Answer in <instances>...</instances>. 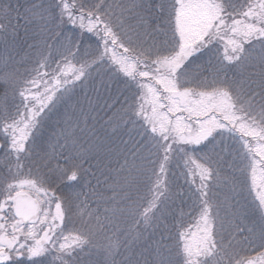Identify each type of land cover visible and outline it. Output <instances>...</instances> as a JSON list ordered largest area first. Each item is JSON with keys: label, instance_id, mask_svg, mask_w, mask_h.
<instances>
[{"label": "snow or ice", "instance_id": "obj_1", "mask_svg": "<svg viewBox=\"0 0 264 264\" xmlns=\"http://www.w3.org/2000/svg\"><path fill=\"white\" fill-rule=\"evenodd\" d=\"M0 264H264V0H0Z\"/></svg>", "mask_w": 264, "mask_h": 264}]
</instances>
